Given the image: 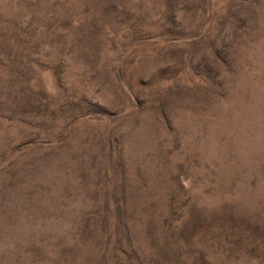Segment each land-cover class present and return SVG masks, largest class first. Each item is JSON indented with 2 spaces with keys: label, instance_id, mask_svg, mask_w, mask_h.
Returning a JSON list of instances; mask_svg holds the SVG:
<instances>
[{
  "label": "rangeland",
  "instance_id": "obj_1",
  "mask_svg": "<svg viewBox=\"0 0 264 264\" xmlns=\"http://www.w3.org/2000/svg\"><path fill=\"white\" fill-rule=\"evenodd\" d=\"M0 264H264V0H0Z\"/></svg>",
  "mask_w": 264,
  "mask_h": 264
}]
</instances>
